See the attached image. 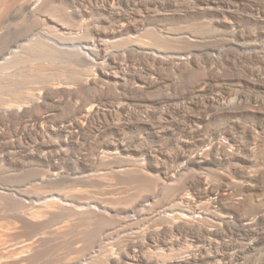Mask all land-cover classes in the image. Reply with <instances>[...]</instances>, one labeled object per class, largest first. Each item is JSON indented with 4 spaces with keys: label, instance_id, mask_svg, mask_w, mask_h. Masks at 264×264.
<instances>
[{
    "label": "rangeland",
    "instance_id": "374dc122",
    "mask_svg": "<svg viewBox=\"0 0 264 264\" xmlns=\"http://www.w3.org/2000/svg\"><path fill=\"white\" fill-rule=\"evenodd\" d=\"M4 1L43 49L8 71L59 104L39 157L0 153V264H264V0Z\"/></svg>",
    "mask_w": 264,
    "mask_h": 264
},
{
    "label": "bare ground",
    "instance_id": "6f19581e",
    "mask_svg": "<svg viewBox=\"0 0 264 264\" xmlns=\"http://www.w3.org/2000/svg\"><path fill=\"white\" fill-rule=\"evenodd\" d=\"M56 1H60L62 4H65V5H69L73 2H75V0H21V2H20L21 4H20V6L18 5L19 7L17 9V12H20V14H22V12L24 14V12H25L30 16H35L36 14H38V12L42 14L43 12L49 13L50 11H57V10H59V13H60L61 9L58 8L60 6H53L56 3ZM114 1L115 0H77V2L82 4L83 9L86 7V5H88L91 9L100 6V8L107 10V12H109L111 14H113L112 10H114V6H113ZM9 3H8V5L11 6V3L10 4ZM61 3H59V4H61ZM15 4H17L16 1H15ZM12 5L14 6V4H12ZM89 7H88V10H90ZM82 8L78 12L76 11L77 15H84L85 11L87 10V7H86L85 11H83ZM5 9H6V7H5ZM45 9H48L50 11L49 12L43 11ZM10 10H8V9L6 11L4 9L0 10V92H1L0 94H2V96L0 97V153H6L5 156L8 158L14 157L16 155H25L26 153H29L26 155H29L31 158L36 159L37 156L39 155L37 151L40 148V144L37 143L36 141L37 140L40 141L41 137L46 136L45 134L52 132V128H49V127L43 128V126L41 125L44 121L48 120V116L46 117L45 115H43V113H41V109L43 106L46 108L48 107L51 110L57 109L59 103L57 104L55 102V92L52 88L46 89L44 92H37L36 91L37 88L35 89L36 84L33 82H36V81H38L39 78H41V75H40V74H42L41 73L42 72L41 66L38 65L39 68L34 67L33 70L26 69V70H29V72L32 71L29 75H27L28 73H22L21 70L20 71L17 70L15 72L12 70H11L12 72L8 71L9 65H11V64H13V66H15V65H19V64H15L16 62H18V63L24 62L25 63V60L27 57L26 55L29 54L30 50H32V51L34 50L36 52L39 50L40 51L43 50L42 46H40L38 44L40 39L38 38L37 40H39V41H38V43H36V40L31 38L32 36L29 32L32 30L29 29L30 30L29 31L27 29L28 30L27 31L25 29L26 28L25 25L23 27V25H19V24L18 25L15 24L14 26L11 24L9 25V23L7 24V22L11 19V17H13L12 14L10 13ZM40 11H43V12H40ZM61 11H63V10H61ZM17 12H14L13 14L15 15V14H17ZM54 13L61 15L57 12H54ZM49 14L51 15V13H49ZM56 14H54L55 17L57 16ZM22 15H21V17H22ZM66 15H67V13H66ZM113 15H115V14H113ZM65 16L61 15V17H64V19H65ZM21 17L19 16V18H21ZM37 17L34 18V21H32L33 23L31 21L29 22V20H28V22L31 23L33 26L34 23L36 24V21L40 20V17H39V20H37ZM52 17H53V15H52ZM60 18H59V20H61ZM67 18H68V16H67ZM35 19H36V21H35ZM56 19H58V17ZM82 19H84V18H81V20ZM42 20H44V18ZM42 20L39 21L37 26L40 25V23L41 24L46 23V22L42 23L41 22ZM67 20H69V19L62 20V21H67ZM10 21H12V20H10ZM13 21H15V20H13ZM26 26L28 27V24ZM32 26L29 25L28 28H30ZM40 27H41V25H40ZM43 27L44 26L42 25V29H43ZM35 28H37L36 25L34 26V28L32 27L31 29H34L33 31L35 32ZM37 29H39V28H37ZM37 32H39V31H37ZM101 49H105V48H101ZM31 52H30V54H31ZM102 53L104 54V52H102ZM26 61L28 62V60H26ZM13 66L11 65L12 68H13ZM18 67H20V66H18ZM30 68H31V66H30ZM43 69H45V67ZM26 70L24 69V71H26ZM41 79H43V78H41ZM30 80L32 83H29ZM44 83H46V82H44ZM33 84H34V87H33ZM49 85L52 86L51 83ZM39 86L41 87L43 85H39ZM63 86H64V84L61 87H63ZM61 87L58 86L57 88H61ZM66 88H68V87H66ZM6 91H9V92L13 91L14 93L15 92H18V93H15L14 95H13V93L12 94L10 93V95H9L10 99H6V98H4ZM63 95H65V94H63ZM101 96H103V95L101 94L100 90L98 92L97 91L94 92L93 97L95 99H99V97H101ZM39 99H40V102H39ZM99 100H101V99H99ZM41 101L43 102V104H41ZM93 102H94V100H93ZM64 104L65 103H63V105ZM95 105L96 104H94V105L88 104L89 107L85 108L86 110L85 109L79 110L81 116L80 117L78 116V117L80 118L79 122L81 123L82 128L84 127L83 124L90 121L89 119L91 117H93L94 115H97L100 112V111L98 112V109L96 110L94 108ZM97 106H98V104H97ZM99 115L100 114H98L97 116H99ZM93 118H95V117H93ZM77 124H78V122H77ZM73 125L70 124V126H73ZM67 127H69V126H67ZM67 127H66V129H67ZM82 131H81V133H82ZM24 140H26V141L29 140V141L34 143L32 150L26 148V146L24 145ZM11 147L14 148L16 150V152H14V153L10 152ZM29 167H30V165H29ZM32 170H34V169H32ZM29 172H30V170H29ZM44 175H45L44 180L50 181V182H52L54 180L57 181L58 179H61L64 177L62 172L59 170H56V169H51L50 171H48ZM45 202H46V204H48L50 206H55V205L58 206L59 205V206H61L60 208H62L63 206L64 207L72 206L71 203L69 204V201L67 202L64 199H56L55 196L46 197ZM33 203H35V202H33ZM51 208H53V207H51ZM90 208L91 207L88 204L80 205L79 211H85V210H88ZM66 209H68V208H66ZM30 215H31V217L35 216L34 214L32 215V213ZM36 215H37V213H36ZM141 256L142 255H140V257ZM142 259H144V258H142Z\"/></svg>",
    "mask_w": 264,
    "mask_h": 264
}]
</instances>
